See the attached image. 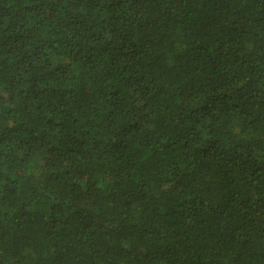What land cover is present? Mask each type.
Here are the masks:
<instances>
[{"label": "trees", "instance_id": "16d2710c", "mask_svg": "<svg viewBox=\"0 0 264 264\" xmlns=\"http://www.w3.org/2000/svg\"><path fill=\"white\" fill-rule=\"evenodd\" d=\"M0 264H264V0H0Z\"/></svg>", "mask_w": 264, "mask_h": 264}]
</instances>
